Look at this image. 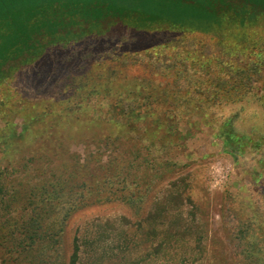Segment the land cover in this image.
Wrapping results in <instances>:
<instances>
[{
    "label": "rangeland",
    "instance_id": "374dc122",
    "mask_svg": "<svg viewBox=\"0 0 264 264\" xmlns=\"http://www.w3.org/2000/svg\"><path fill=\"white\" fill-rule=\"evenodd\" d=\"M142 17L0 78V225L61 228L43 260L0 238V264H70L76 241L77 264H264V15Z\"/></svg>",
    "mask_w": 264,
    "mask_h": 264
},
{
    "label": "trees",
    "instance_id": "16d2710c",
    "mask_svg": "<svg viewBox=\"0 0 264 264\" xmlns=\"http://www.w3.org/2000/svg\"><path fill=\"white\" fill-rule=\"evenodd\" d=\"M247 5L257 12L255 17L247 16ZM229 12L235 13V19L240 17L243 25L264 15V0H0V78L40 56L48 45L71 41L95 28L105 30L115 19L140 15L177 28L200 22L222 26V18ZM259 46L264 54V43ZM220 133L227 147L240 151L245 136L233 124L227 122ZM68 215L62 213V219ZM31 219L34 222L23 227L1 224L0 238L12 241L11 252L37 254L43 260L59 245L56 235L61 228L46 223L50 217L45 210ZM18 236L23 238L18 240ZM79 251L76 241L70 264H77Z\"/></svg>",
    "mask_w": 264,
    "mask_h": 264
}]
</instances>
